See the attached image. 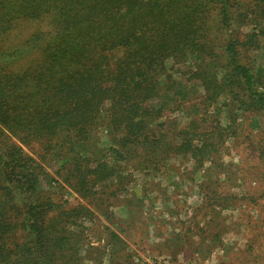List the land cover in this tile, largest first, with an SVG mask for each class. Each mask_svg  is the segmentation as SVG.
Masks as SVG:
<instances>
[{
    "label": "trees",
    "instance_id": "trees-1",
    "mask_svg": "<svg viewBox=\"0 0 264 264\" xmlns=\"http://www.w3.org/2000/svg\"><path fill=\"white\" fill-rule=\"evenodd\" d=\"M251 1L0 0V264H79L72 227L92 213L54 203L41 159L57 158L65 186L92 201L123 192L128 169L212 161L223 127L209 112L223 96L264 116V70L241 61L264 35V0ZM248 14L259 29L241 40ZM180 111L188 123L175 128Z\"/></svg>",
    "mask_w": 264,
    "mask_h": 264
},
{
    "label": "rangeland",
    "instance_id": "rangeland-1",
    "mask_svg": "<svg viewBox=\"0 0 264 264\" xmlns=\"http://www.w3.org/2000/svg\"><path fill=\"white\" fill-rule=\"evenodd\" d=\"M243 4L238 0L235 8L241 11ZM244 17L235 25L241 40L259 29L253 14ZM224 37L213 33L215 40ZM257 45L241 52L255 73L264 70V35ZM209 113L212 125L223 127L212 161L198 168L188 156H172L159 173L128 169L130 180L117 195L99 188L95 200L82 199L61 181L57 158L39 161L41 188L54 203L92 213L72 227L80 241L79 264H264V116L241 114L226 96ZM168 117L175 128L188 123L181 111ZM97 135L99 146L107 147L106 128Z\"/></svg>",
    "mask_w": 264,
    "mask_h": 264
}]
</instances>
